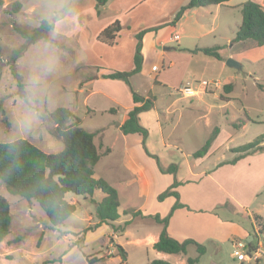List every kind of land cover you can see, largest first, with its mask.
I'll list each match as a JSON object with an SVG mask.
<instances>
[{
	"label": "rangeland",
	"instance_id": "rangeland-1",
	"mask_svg": "<svg viewBox=\"0 0 264 264\" xmlns=\"http://www.w3.org/2000/svg\"><path fill=\"white\" fill-rule=\"evenodd\" d=\"M16 1L21 7L14 11ZM71 1L0 0V99L5 109L0 115V141L24 138L44 152H58L63 142L53 133L49 111L58 106L69 108L80 117L81 126L94 133L100 154L95 176L103 177L117 189L120 216L114 222L83 231L97 222L91 198L98 201L103 194L99 190L91 197L68 193L66 199L76 209L62 224L52 227L35 201L27 202L10 194L0 182V195L8 201L11 213L10 232L0 242V264L43 261L88 264L91 258L98 259L94 264H146L156 259L157 250L150 241L158 235L161 226L137 212H146L144 215L162 212L163 204L156 196L168 185H165V173L158 169L157 159L163 168L171 163L176 165L179 193L196 190L200 203L208 208L192 224H180L184 212L175 215L174 231L194 235L206 247L195 264H239L232 255L237 241L246 243L248 251L264 252V153L248 154L231 163L237 153L230 151L264 133V45L258 46L251 39L234 41L241 20L240 3L245 0H231L229 4L233 6H221L219 11L203 9L202 14L190 13L184 21L185 33L180 34L177 42L167 44L163 59L153 54L152 46L148 49L145 67L152 63L161 65L154 75L160 84H154L148 74L139 75L134 84L140 95H147L153 102L139 117L140 124L148 130L145 146L151 156L144 154L140 143L136 144L137 134H131L128 143L118 123L111 122L122 119L126 106H114L115 116L107 111L90 112V108L101 110L110 106H85L86 100L89 102L90 98L91 102L98 96L85 99V94L77 92L76 83L83 73L79 68L84 62L80 65L75 60L82 49L74 43V38L64 37L65 23H61L62 28L59 23L55 32L50 30L46 36L28 44L15 61V72L20 79L10 72L11 54L24 42L14 25L31 32L42 19L50 22L48 17L52 12L56 15L51 16V22L60 18L62 22ZM75 28L73 24L67 31L73 32ZM174 34L175 31L169 35ZM125 37L121 36V48L128 49ZM212 45L221 47L220 62L199 52L178 51V47L189 46L192 50ZM161 48L156 47L158 52ZM135 49L136 46L133 52ZM229 57L241 67H228L225 62ZM166 59L171 62L168 67ZM88 75H92L91 71ZM196 79L216 80L217 85H209L199 96L184 97L177 92L186 81ZM227 83L232 84L229 92L223 89ZM238 121L243 123L240 128H232V123ZM214 127L221 131L216 145L211 144L205 156L192 157V152L201 147ZM107 144L112 148L109 157ZM128 145L132 158L129 164L121 160ZM261 146L264 147V140ZM255 215L262 218L255 219ZM17 236L21 238L15 241ZM117 245L126 251L124 263L120 262ZM187 251L189 256L196 254L192 245ZM158 259L185 264L180 254L164 253ZM258 264H264V255Z\"/></svg>",
	"mask_w": 264,
	"mask_h": 264
},
{
	"label": "trees",
	"instance_id": "trees-1",
	"mask_svg": "<svg viewBox=\"0 0 264 264\" xmlns=\"http://www.w3.org/2000/svg\"><path fill=\"white\" fill-rule=\"evenodd\" d=\"M226 1L228 0H188L186 4L180 6L172 19L163 25H175L186 9L218 5ZM105 2L106 0H95L97 14L100 13V7ZM20 7V2L16 1L13 3L14 11H17ZM240 12L241 22L235 31L234 41L251 39L256 45L263 46L264 6L255 0H246L241 3ZM163 25L145 28L136 33L137 45L133 55L132 69L115 70L102 74L101 77L119 79L130 85L129 78L140 72L142 67V35L147 31H155ZM52 28L53 23L45 19H42L39 25L32 29L31 32L14 25V30L24 38V42L17 49L13 50L8 62L10 72L16 79H20V76L15 72V61L24 52L29 43L34 42L41 36H46L47 32L52 30ZM120 29L121 25L119 21L115 20L101 30L97 38L102 42L112 45ZM220 48L219 45L195 47L191 52H199L207 57L221 60ZM231 85L230 83L224 84L223 89L229 92L232 87ZM131 93L133 101L140 103V105L134 106L129 110L126 118L119 125V130L123 135H139L144 152L151 156L145 146L148 130L140 124L139 115L141 112L149 109L153 102L152 99L144 98L132 89ZM4 112L3 101L0 99V115L4 114ZM49 116L54 124L53 133L63 142L62 150L55 153H47L24 138L8 142L0 141V182L10 194L25 199L27 202L35 201L46 214L52 227L62 224L76 209L75 204L66 199V194L71 193L83 197H91L96 190L101 191L103 194L98 201L91 198V201L95 205L97 222L94 226L84 228L83 231L98 227L101 224L114 222L120 216L118 213V207L120 206L118 191L103 177L95 176V166L100 159V154L94 142V133L83 128L80 117L67 107L58 106L49 111ZM242 124L241 121L232 123V128H240ZM218 133V127H214L201 147L192 152V157H203ZM263 140L264 133L256 136L249 142L232 147L230 151L237 153V155L232 159L231 163L247 154L263 151L264 147L261 146ZM154 158L157 159L156 156ZM156 164L160 172L171 174L173 177L172 182L157 194L156 199L163 201L167 197H173L174 202L164 216H160L158 213L144 215L140 210L137 213L141 214L142 217H150L155 223L161 225L159 236L152 244L153 249L169 254H186L188 246L192 245L195 248L196 254L195 256H187L185 264H195L200 256L205 253L206 247L192 237L178 240L167 233V226L173 212L183 207L189 209L188 206L179 200L177 187L180 182L176 180V165L171 163L166 168H163L158 159L156 160ZM261 218V216L255 215V219ZM10 225V205L6 198L0 195V242L10 232ZM20 238V236H17L14 240L16 241ZM78 247L80 248V246ZM117 247L119 249L120 262H126V251L120 245H117ZM97 260L91 258L87 262L88 264H94ZM46 263L47 261H43L41 264ZM146 264L172 263L162 259H152Z\"/></svg>",
	"mask_w": 264,
	"mask_h": 264
},
{
	"label": "crops",
	"instance_id": "crops-1",
	"mask_svg": "<svg viewBox=\"0 0 264 264\" xmlns=\"http://www.w3.org/2000/svg\"><path fill=\"white\" fill-rule=\"evenodd\" d=\"M187 1L188 0H106L105 4L100 7L99 14H97L96 12L95 0H72L70 2L71 3L70 7L62 17V20L64 21L60 22V28L63 27V24L61 25V23H65L66 25L64 24V27L67 29L64 32L65 34L64 37L74 38L73 39L74 43L77 44V46H80V48L82 49L80 52V57L78 58L77 61L75 60L76 63L81 65L84 62L85 65L84 66L82 64L81 67L79 68L80 70L83 71V73L79 75V78L76 83V87L78 88L77 92L85 94L84 95L85 99L88 98V96H93V95L98 96L96 99H92L91 102H90V98L88 99L89 102H87L86 100L85 101L86 107L110 106L109 108H104L101 110H95L89 107L91 113L96 114L107 111L110 112L113 116H115L117 114V108H115L114 106H126V108L124 109V114L122 116V119L121 120L116 119L111 121L118 123L117 127L119 128V125L124 121L129 110H131L134 106L140 105V103H135L133 101L132 93H131V89L136 93H138L134 81H136L138 77H140L139 75L143 76L145 74H148L154 80V84L157 85L160 84L157 77L154 75L161 68V65L152 63L150 67H148L147 69L145 67L147 60H149L148 54H150V51L148 49H151L152 46L153 54L158 56L159 59H163V57H166L165 53L166 50L168 49L167 44L173 41L177 42L178 39L180 38V34H182V32L185 33L186 29L184 28L183 25L185 18L190 13H194L195 15H197V13L202 14V12L204 11L203 9L206 10L215 9L216 11H219L221 6H233L229 4L231 0H228L222 4L207 6L205 8L197 7V8L186 9L183 12L182 17L179 19L178 22H176L175 25H163L168 23L174 16L175 12L180 8V6L186 4ZM255 1L259 2L262 6H264V0H255ZM216 16L217 14H215V17ZM58 20L61 21V18ZM115 20L119 21L121 25V29L120 31H118L114 39V43L112 45H109L105 42L98 40L97 36L100 33V31L103 30L106 26H108L112 22H114ZM55 21H57V19ZM55 21L53 23V28L51 30L52 32L53 31L55 32L59 25V24L57 25ZM73 24L74 27L76 28L73 30V32L72 31L68 32L67 30ZM161 25L163 26L160 27L159 29L155 31H147L142 35L141 38L142 39L141 51L143 57L142 67L140 72L132 75L129 78L130 85H127L124 81L119 79H110V78L101 77L102 74H107L115 70L132 69L133 67L132 57L134 55L133 48L134 46H136V38H135L136 33L145 28L161 26ZM174 31L179 35L177 40H173V38H171L172 35H169ZM121 36H126L125 39L127 40V46H130L128 49L121 48L122 45ZM148 44H150V48H148ZM156 47H162L161 51L158 52ZM178 51L191 53V47L184 46L183 49H180L178 47ZM166 61H167L166 67L170 66L171 62H169L168 59H166ZM218 61L220 62L221 60ZM120 62H123L124 64ZM153 65H157L159 67L158 70H152ZM90 71L92 75H88V72ZM143 97L146 98L148 96L145 95ZM110 108H114V111L113 110L109 111ZM143 113L144 111L140 113L139 117ZM220 132L221 131H219L218 135L214 139L212 143V147L213 145H216L215 142L218 139ZM130 135L131 134L123 136L128 141V143H130L131 141L129 139V137H131ZM134 139L136 144L140 143L141 150L144 152L143 146L141 144V137L139 135H136ZM130 146L131 145L126 146V149L123 151L121 155L122 156L121 160L124 161L125 163H128V160H132L130 154L131 153ZM108 147L110 148V152L108 153V156L106 155L107 157H109L112 154V148L109 145ZM258 153H259L258 155L263 154L264 150ZM246 156H248V154L245 155L244 157ZM244 157H241L240 160ZM151 161L154 162V160L152 159ZM98 163L96 164V166L98 165ZM108 164L109 163H107V165ZM235 165L236 164L232 166ZM153 167L158 172L156 165L154 166L153 164ZM217 169H219V167H217ZM163 175L167 180L165 185H169L173 179L172 175L168 173ZM183 196H187V198L184 199ZM179 200L180 202L188 206L189 209L183 207L176 209L173 212L172 216L169 219V223L167 226V233L178 240H183L184 238L189 237L190 235H187L186 233H181L182 231L180 230H179L180 232L174 231L176 229L174 227L175 223H177L175 220V215L179 212H184L185 215H183L182 217L183 220L180 224L181 225L192 224L198 221V220H194L195 217L199 218L200 217L199 214L205 215V213L207 212L206 209L208 208L205 207L203 203H200L201 199L197 198V193L196 190L194 189H191L190 193L188 192L184 193L183 191L180 190ZM158 202L163 204V209L162 212L160 213V216H164L166 212L169 211L171 205L173 204L174 198L167 197L163 201H158ZM143 213L146 214V212ZM246 213H248V211H246ZM180 227L181 226H179L178 228ZM159 233L158 235L151 238L150 241L151 244H153V242L157 240ZM192 236L190 237L194 238L195 240L196 239L199 240L198 237L194 235ZM248 244L251 247L252 245L251 237L248 239ZM187 254L188 251L186 252V254H180L181 257H183L185 263L187 256H189ZM163 255L164 252L156 251L154 256L156 259H158V258H163ZM233 259H235V257ZM239 264H241V262H239Z\"/></svg>",
	"mask_w": 264,
	"mask_h": 264
},
{
	"label": "built area",
	"instance_id": "built-area-1",
	"mask_svg": "<svg viewBox=\"0 0 264 264\" xmlns=\"http://www.w3.org/2000/svg\"><path fill=\"white\" fill-rule=\"evenodd\" d=\"M178 36L179 35L175 33L172 37L173 40H177ZM158 68L157 65L152 66V70H158ZM212 84L217 85V81L206 79L188 80L176 90L184 97H193L204 93L205 89ZM234 247L233 255L237 261L241 262V264H258L259 258H262V255H264V252L260 250L248 251L246 243L242 241L235 242Z\"/></svg>",
	"mask_w": 264,
	"mask_h": 264
},
{
	"label": "water",
	"instance_id": "water-1",
	"mask_svg": "<svg viewBox=\"0 0 264 264\" xmlns=\"http://www.w3.org/2000/svg\"><path fill=\"white\" fill-rule=\"evenodd\" d=\"M225 64L228 66V67H231V68H237L239 69L241 67V65L239 64V62H237L236 60H234L233 58H227Z\"/></svg>",
	"mask_w": 264,
	"mask_h": 264
},
{
	"label": "clouds",
	"instance_id": "clouds-1",
	"mask_svg": "<svg viewBox=\"0 0 264 264\" xmlns=\"http://www.w3.org/2000/svg\"><path fill=\"white\" fill-rule=\"evenodd\" d=\"M52 15H56V12H52L50 15H49V20H50V22H51V16ZM55 23L58 25L59 23H60V21L59 20H57V21H55Z\"/></svg>",
	"mask_w": 264,
	"mask_h": 264
}]
</instances>
